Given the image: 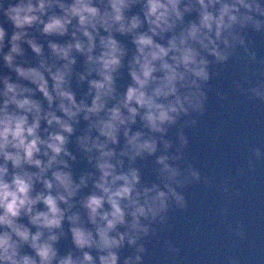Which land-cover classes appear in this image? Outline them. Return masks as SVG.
Instances as JSON below:
<instances>
[{
    "label": "clouds",
    "instance_id": "obj_1",
    "mask_svg": "<svg viewBox=\"0 0 264 264\" xmlns=\"http://www.w3.org/2000/svg\"><path fill=\"white\" fill-rule=\"evenodd\" d=\"M254 37L264 0H0V264H145L187 190L215 187L187 155L211 81L232 69L231 90L264 105Z\"/></svg>",
    "mask_w": 264,
    "mask_h": 264
},
{
    "label": "water",
    "instance_id": "obj_2",
    "mask_svg": "<svg viewBox=\"0 0 264 264\" xmlns=\"http://www.w3.org/2000/svg\"><path fill=\"white\" fill-rule=\"evenodd\" d=\"M254 39L258 50L264 53V43L259 37ZM231 71L225 69L211 81L208 110L199 124L188 130V158L215 187L199 184L187 190V210L172 212L170 227H161L159 238H147L145 264H231L232 260L238 264H264V162H258L254 170L246 166L249 149L264 143V105L247 101L231 90ZM127 82L125 72L120 84L126 86ZM217 89L228 92V99L219 100ZM169 136L174 138V130ZM69 147L76 152L74 144ZM77 156L74 172L78 175L89 166L78 153ZM139 163L144 178L153 179L152 158ZM225 178L228 193L220 188ZM240 231L243 238L236 235ZM164 240L179 247L175 260H166L171 254ZM59 246L63 249L69 241H62ZM131 251L126 248L122 254Z\"/></svg>",
    "mask_w": 264,
    "mask_h": 264
}]
</instances>
